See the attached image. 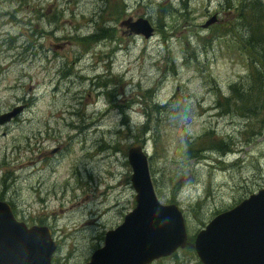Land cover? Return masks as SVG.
I'll return each instance as SVG.
<instances>
[{
	"label": "rangeland",
	"instance_id": "obj_1",
	"mask_svg": "<svg viewBox=\"0 0 264 264\" xmlns=\"http://www.w3.org/2000/svg\"><path fill=\"white\" fill-rule=\"evenodd\" d=\"M252 17L264 29V0H0V116L21 109L0 124V201L50 229L52 264H86L135 207L134 144L188 221L152 264H202L197 232L264 188ZM140 19L148 39L125 25Z\"/></svg>",
	"mask_w": 264,
	"mask_h": 264
},
{
	"label": "water",
	"instance_id": "obj_2",
	"mask_svg": "<svg viewBox=\"0 0 264 264\" xmlns=\"http://www.w3.org/2000/svg\"><path fill=\"white\" fill-rule=\"evenodd\" d=\"M125 25L145 39L152 33L143 19ZM20 110L0 116V124ZM128 163L136 205L120 226L105 233L103 247L86 264H150L188 244L180 210L155 198L140 146L130 147ZM193 247L202 264H264V189L216 216L196 235ZM55 249L48 228H27L0 202V264H51Z\"/></svg>",
	"mask_w": 264,
	"mask_h": 264
},
{
	"label": "trees",
	"instance_id": "obj_3",
	"mask_svg": "<svg viewBox=\"0 0 264 264\" xmlns=\"http://www.w3.org/2000/svg\"><path fill=\"white\" fill-rule=\"evenodd\" d=\"M248 23L252 24L253 26V28L250 26V34L248 35V38H247V40L249 41L248 46L251 48L253 45L254 46L262 45V49H264V29H258L254 18L251 19ZM240 44L245 45V48H246V44H244L243 42H241ZM246 58L249 59L248 61L249 65H253V66L256 65V62L253 61L252 55H250L247 51H245V54L243 55V60H245ZM261 71H264V66L261 69Z\"/></svg>",
	"mask_w": 264,
	"mask_h": 264
}]
</instances>
